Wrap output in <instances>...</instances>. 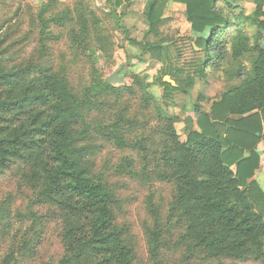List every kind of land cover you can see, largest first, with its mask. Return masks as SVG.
<instances>
[{
    "label": "trees",
    "instance_id": "16d2710c",
    "mask_svg": "<svg viewBox=\"0 0 264 264\" xmlns=\"http://www.w3.org/2000/svg\"><path fill=\"white\" fill-rule=\"evenodd\" d=\"M169 1L146 0L138 43L142 53L157 50L162 104L173 105L172 92L194 77L237 82L209 111L195 108L196 130L184 140L150 84L134 76L131 86H113L95 67L92 50L112 66L114 42L91 0L28 6L37 45L29 60L12 56L0 28V264H264V192L254 179L264 138V0H253L249 15L231 0H173L185 6L198 49L183 81L173 47L147 38L160 36ZM8 8L0 0L2 15ZM63 39L74 62L90 65L88 84L53 62ZM136 95L149 111L142 122L126 103ZM115 150L114 163H98ZM128 184L148 193L144 252L125 219L136 202L120 195Z\"/></svg>",
    "mask_w": 264,
    "mask_h": 264
},
{
    "label": "rangeland",
    "instance_id": "374dc122",
    "mask_svg": "<svg viewBox=\"0 0 264 264\" xmlns=\"http://www.w3.org/2000/svg\"><path fill=\"white\" fill-rule=\"evenodd\" d=\"M47 1L48 0H8V6L10 8L7 9L5 15L0 13L1 33L7 35V45L9 46L12 56L16 58L17 61L32 59L37 53L35 39L33 40L27 33L29 26V14L26 13L29 12V10L27 7L29 6L32 9H36ZM57 1L65 6H70L75 2V0ZM91 1L97 9L99 17L104 21V25L108 29V33L114 42L112 66H104L101 62L99 53L92 50L91 55L95 62V67L102 73L103 79H106L122 65L118 76L123 78L124 81L122 84H116L115 86L117 87L131 86L134 76L143 79L145 84H150L149 91L156 97L159 105L166 112L178 118L175 128L181 140L185 139L189 127L196 130L195 108H199L201 111H209L211 105L220 100L222 93L237 83L228 82L226 79H216L211 74L208 75L205 82L195 80L194 77V84L190 88L183 87L184 84L181 83V87L186 89V91H182V88H180L172 92L173 105L164 106L162 104V88L158 82H155V77L162 67L158 62L157 50L142 53L138 44L144 40V36L148 31L147 23L144 18L146 0H132L130 3H127L126 0ZM117 1H120L119 6L114 4ZM231 1L233 5L241 7L246 15L254 11L255 5L253 0ZM18 7H21L22 10L16 12L14 16ZM113 11L120 18L118 26H116L111 16L113 15ZM31 12L33 14L35 11L32 10ZM164 15L166 17V22L160 27V36L157 38H147L149 41L165 39V41L168 42L167 44L173 47L170 63L172 67L176 69L174 74L177 76V80L183 81L187 75L193 73L198 63V58H196L198 56L192 52V49L194 51L198 50L195 45L196 36L191 31V25L186 20L185 6L183 4L170 0ZM73 57L74 55L69 49L66 39H63L54 47L53 62L55 65L57 67L62 64L65 65L66 69L70 71L72 82L76 85L83 86L88 84L91 73L90 65L84 61L74 62ZM243 63L249 66L247 61ZM166 69L168 68L166 67ZM165 77H168L170 82L174 83L173 87L177 86L176 82H174L170 76H164V78ZM126 103L131 115L135 113L134 115L139 121H145L141 116L147 115L149 111L141 109L142 101L139 95L127 98ZM186 119L190 120V126ZM110 153V155L101 154L102 156L100 155L101 157L98 163L100 164V162L103 161L114 163L122 156L118 150L111 151ZM163 194L164 193L158 191L155 193V197L158 198V196H162ZM120 195L134 198L136 201L125 209L124 214L126 221L133 227V233L139 243V251L144 252L145 238L140 220L144 217L147 226L151 224L146 206V197L148 193L135 185L128 184V186L121 191ZM144 208L146 210H144Z\"/></svg>",
    "mask_w": 264,
    "mask_h": 264
},
{
    "label": "crops",
    "instance_id": "0c3cea01",
    "mask_svg": "<svg viewBox=\"0 0 264 264\" xmlns=\"http://www.w3.org/2000/svg\"><path fill=\"white\" fill-rule=\"evenodd\" d=\"M263 11H264V6H263ZM245 67L246 69H249V66L247 64H245ZM256 152L259 156L260 163H259V168L255 173L254 179L256 180L261 190L264 192V138H262V140L258 143L256 147Z\"/></svg>",
    "mask_w": 264,
    "mask_h": 264
},
{
    "label": "water",
    "instance_id": "95a60500",
    "mask_svg": "<svg viewBox=\"0 0 264 264\" xmlns=\"http://www.w3.org/2000/svg\"><path fill=\"white\" fill-rule=\"evenodd\" d=\"M121 68H122V65H120L110 76H108L106 78V81L109 84L115 86L116 84H122L123 83L124 79L118 76V73L120 72ZM164 81L167 83H170L172 86L174 85L173 82H170L168 77H165Z\"/></svg>",
    "mask_w": 264,
    "mask_h": 264
}]
</instances>
